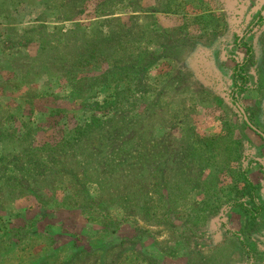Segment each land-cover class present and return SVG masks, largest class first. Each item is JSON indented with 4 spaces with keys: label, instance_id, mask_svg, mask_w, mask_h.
I'll return each mask as SVG.
<instances>
[{
    "label": "rangeland",
    "instance_id": "rangeland-1",
    "mask_svg": "<svg viewBox=\"0 0 264 264\" xmlns=\"http://www.w3.org/2000/svg\"><path fill=\"white\" fill-rule=\"evenodd\" d=\"M260 15L264 0H0V264H264V139L238 109L264 135ZM225 130V167L189 149ZM245 170L256 218L231 206Z\"/></svg>",
    "mask_w": 264,
    "mask_h": 264
},
{
    "label": "trees",
    "instance_id": "trees-1",
    "mask_svg": "<svg viewBox=\"0 0 264 264\" xmlns=\"http://www.w3.org/2000/svg\"><path fill=\"white\" fill-rule=\"evenodd\" d=\"M262 20H264V18H262V16L260 15L256 21L257 23H261ZM124 40L127 42L129 38H125ZM124 40L120 42L122 43L124 42ZM236 46L240 48H244L246 50L247 58L251 56L252 50L249 44L246 43L240 44L238 40L236 41ZM243 65L244 64H237L234 68L233 89L230 92V100L235 107L238 105V100L236 99L235 94L244 91L245 85L247 83L245 72L243 70ZM125 70L127 69L125 68ZM122 75L123 72L119 73L118 77ZM126 88H128L127 84H126ZM231 136L232 135L228 130H225L221 136H218L216 138L202 139L196 135L192 137L188 136V138L191 137L194 139L188 144V146L192 152L200 151L205 156L209 154V157L205 158V160H211V159L222 160L221 167L223 168L226 165L230 164V162L234 161L237 155L238 145L236 142L233 141ZM223 144L227 145L228 147L225 153L223 152L224 150L222 148ZM230 173H232V171H230ZM232 177H234V180H236L239 184H241L242 187L240 188V190H237V188L233 189L234 190L233 192L238 196L237 195L233 196L232 201L234 204L231 206L239 207L240 210H242L244 213H247L251 218H256L259 215L261 208L258 202L256 201L255 187L247 177L246 170L242 171L238 176L236 177L232 176ZM221 191L223 192V190ZM75 262L76 261L73 260L69 264H75Z\"/></svg>",
    "mask_w": 264,
    "mask_h": 264
},
{
    "label": "water",
    "instance_id": "water-1",
    "mask_svg": "<svg viewBox=\"0 0 264 264\" xmlns=\"http://www.w3.org/2000/svg\"><path fill=\"white\" fill-rule=\"evenodd\" d=\"M238 109H239L240 113L243 115V118H244V121L246 122V124H247L252 130H254L257 134H259V135L264 139V135H263L262 133H260L258 130H256V129H255V128L249 123L247 117H246L245 114H244V111H243L240 107H238Z\"/></svg>",
    "mask_w": 264,
    "mask_h": 264
}]
</instances>
